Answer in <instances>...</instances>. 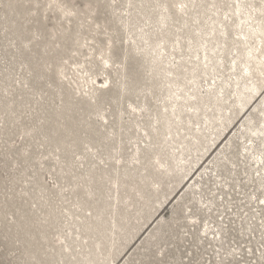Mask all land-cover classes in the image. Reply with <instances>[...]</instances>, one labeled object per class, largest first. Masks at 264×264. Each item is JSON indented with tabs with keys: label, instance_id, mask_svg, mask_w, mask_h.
<instances>
[{
	"label": "rangeland",
	"instance_id": "obj_1",
	"mask_svg": "<svg viewBox=\"0 0 264 264\" xmlns=\"http://www.w3.org/2000/svg\"><path fill=\"white\" fill-rule=\"evenodd\" d=\"M0 264H264V0H0Z\"/></svg>",
	"mask_w": 264,
	"mask_h": 264
}]
</instances>
